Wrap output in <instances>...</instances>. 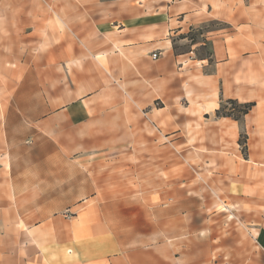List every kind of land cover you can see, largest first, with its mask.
Wrapping results in <instances>:
<instances>
[{"label": "crops", "instance_id": "1", "mask_svg": "<svg viewBox=\"0 0 264 264\" xmlns=\"http://www.w3.org/2000/svg\"><path fill=\"white\" fill-rule=\"evenodd\" d=\"M174 153L261 233L264 0H0V264H203L200 237L193 259L118 246V188Z\"/></svg>", "mask_w": 264, "mask_h": 264}, {"label": "rangeland", "instance_id": "2", "mask_svg": "<svg viewBox=\"0 0 264 264\" xmlns=\"http://www.w3.org/2000/svg\"><path fill=\"white\" fill-rule=\"evenodd\" d=\"M165 1L169 0H155V3L162 4ZM205 29L201 28L198 31L203 33ZM198 31L191 32L188 37L195 38V35L199 34ZM205 51L207 52V49ZM224 107L231 111L234 105L227 103ZM239 110L241 108L235 106L232 112L238 115ZM242 141L244 139H241L240 143ZM184 158L174 153L171 155L169 171H140L139 183L133 190L130 187L128 189L118 188L119 195L125 191L122 196L124 198L118 199H125V197L131 199V202L110 205L111 211L118 207V246L120 249L135 248L138 258L145 259L148 254L147 258L150 260L167 259L168 253L162 244H174L170 252L171 260H174L175 255L181 254L179 247L187 245V258L193 259L195 252L192 245L196 242L195 239L200 237L203 239L202 247L199 248L203 254V264H212V250L214 259L218 260V263L215 261L213 264H242V260L248 257L251 258V264H264V228L257 235L258 233L252 229L256 221H245L240 214H236L233 203L217 199L210 188H195L194 181L198 179L201 182L196 173L195 162H193L195 157H187L188 162ZM140 166L146 167L145 164H140ZM144 179L147 183L143 182ZM131 181H135V178H132L130 171L123 170L118 160V183L128 184ZM185 181H187V186L184 184L180 186V182ZM185 190L187 194L184 193ZM220 191L218 194L221 197L222 189ZM194 198H197L198 202H195ZM87 205L93 206V204ZM94 205L98 207L97 204ZM67 215L68 217L64 219L68 223L75 224L76 215ZM87 224L86 221L81 227ZM262 224L264 227V219ZM10 238L12 244L14 240H17V237ZM150 249L154 251L144 253ZM10 257L12 260H22L25 257L29 259L30 251L21 253L11 251ZM2 258H5V255L0 251V260Z\"/></svg>", "mask_w": 264, "mask_h": 264}, {"label": "trees", "instance_id": "3", "mask_svg": "<svg viewBox=\"0 0 264 264\" xmlns=\"http://www.w3.org/2000/svg\"><path fill=\"white\" fill-rule=\"evenodd\" d=\"M228 103L231 104V105H234V107L231 109V111H228V109H226L225 107H223V108H221V109L217 112L218 115L221 114V115L231 116L232 113H233L232 111L235 110V106H238V107L241 108V110L238 111V115H235V114L233 113V116H234V118H235L236 120H239V119L241 118V116H243L244 114H246L247 111L250 109V105H243V106H240V105L236 104V103L233 102V101H229ZM225 109H226V111H225Z\"/></svg>", "mask_w": 264, "mask_h": 264}, {"label": "built area", "instance_id": "4", "mask_svg": "<svg viewBox=\"0 0 264 264\" xmlns=\"http://www.w3.org/2000/svg\"><path fill=\"white\" fill-rule=\"evenodd\" d=\"M157 56H158L157 54H153V55H152V58H153V59H156Z\"/></svg>", "mask_w": 264, "mask_h": 264}]
</instances>
